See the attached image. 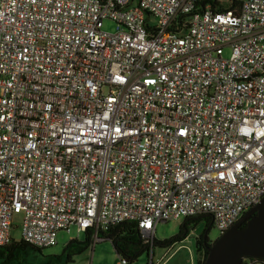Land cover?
Instances as JSON below:
<instances>
[{"label": "built area", "instance_id": "1", "mask_svg": "<svg viewBox=\"0 0 264 264\" xmlns=\"http://www.w3.org/2000/svg\"><path fill=\"white\" fill-rule=\"evenodd\" d=\"M228 3L0 0V247L129 222L159 264L157 225L264 198V0Z\"/></svg>", "mask_w": 264, "mask_h": 264}, {"label": "trees", "instance_id": "2", "mask_svg": "<svg viewBox=\"0 0 264 264\" xmlns=\"http://www.w3.org/2000/svg\"><path fill=\"white\" fill-rule=\"evenodd\" d=\"M213 8L223 11L231 8V4L228 3L222 6L213 4ZM200 222L204 223V227L194 240V250L203 252L202 262L195 261V264H203L208 254L207 249L211 245L208 232L212 228V223L209 217L198 216L183 220L179 225V233L176 236L163 241L153 240L152 250L156 246L168 248L177 242L183 241L189 234V227L194 228ZM99 237L102 242L109 241L118 259L125 260L126 264H132L143 253H150L149 243L144 242L136 226L129 222L116 224L105 232L99 233ZM90 247L91 241L89 237H86L82 242H68L59 255H44L42 250L33 248L23 241H17L0 247V264H29L27 257L31 252L41 255L45 259L44 264H70L75 257L82 255Z\"/></svg>", "mask_w": 264, "mask_h": 264}, {"label": "rangeland", "instance_id": "3", "mask_svg": "<svg viewBox=\"0 0 264 264\" xmlns=\"http://www.w3.org/2000/svg\"><path fill=\"white\" fill-rule=\"evenodd\" d=\"M223 5L227 4L229 0H217ZM102 30L104 32H113L114 25L111 22L106 21L103 24ZM227 55V53H225ZM21 216L19 213H16L13 217V226L11 229V237L18 241L20 239L19 234V225H20ZM178 221H170L167 223H162L157 225L155 230V240L163 241L170 239L176 236L179 233V225L182 223ZM204 227V223L200 222L196 227H189V232L191 231V236L185 238L181 242H177L168 248L154 247L152 252V262L159 264H195V261L199 263L203 260V252L198 251L194 253V240L201 233V230ZM219 237V233L215 228H211L208 232V238L211 243ZM76 238V232L74 228H71L69 233L60 232L57 235V245L51 248L43 249L42 252L44 255H59L61 254L64 247L67 245L69 240ZM79 242H82L85 239L84 234L78 235ZM194 254V258H193ZM149 254L143 253L138 259L132 264H146L148 261ZM27 262L29 264H44L45 259L36 253H29L27 257ZM117 264L118 257L116 256L111 243L109 241H104L95 244L93 247H90L82 255L77 256L73 259V262L70 264Z\"/></svg>", "mask_w": 264, "mask_h": 264}, {"label": "water", "instance_id": "4", "mask_svg": "<svg viewBox=\"0 0 264 264\" xmlns=\"http://www.w3.org/2000/svg\"><path fill=\"white\" fill-rule=\"evenodd\" d=\"M207 250L203 264H240L245 257L264 259V198L217 237Z\"/></svg>", "mask_w": 264, "mask_h": 264}, {"label": "crops", "instance_id": "5", "mask_svg": "<svg viewBox=\"0 0 264 264\" xmlns=\"http://www.w3.org/2000/svg\"><path fill=\"white\" fill-rule=\"evenodd\" d=\"M190 237V234H188V236L186 238ZM185 240V239H184ZM193 258H194V254H193Z\"/></svg>", "mask_w": 264, "mask_h": 264}, {"label": "flooded vegetation", "instance_id": "6", "mask_svg": "<svg viewBox=\"0 0 264 264\" xmlns=\"http://www.w3.org/2000/svg\"><path fill=\"white\" fill-rule=\"evenodd\" d=\"M193 252H194V253H196V251H195V250H194ZM197 252H198V251H197Z\"/></svg>", "mask_w": 264, "mask_h": 264}]
</instances>
